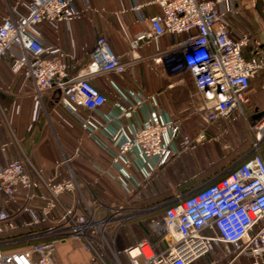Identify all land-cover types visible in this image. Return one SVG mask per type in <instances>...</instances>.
Returning a JSON list of instances; mask_svg holds the SVG:
<instances>
[{
  "label": "built area",
  "instance_id": "2783aa9c",
  "mask_svg": "<svg viewBox=\"0 0 264 264\" xmlns=\"http://www.w3.org/2000/svg\"><path fill=\"white\" fill-rule=\"evenodd\" d=\"M18 0L8 6L0 27V63L11 58L14 73L27 71L41 100L49 92L59 94L60 104L73 113L94 142L121 167L115 182L127 197L145 188L153 176L173 158L194 151L206 142V130L233 113L244 116L251 82L264 73V47L250 32L231 28L230 17L239 16L238 0H154L159 12L149 30L129 43L128 65L140 62L141 44L165 35L185 36L166 52L169 65L181 64L193 77L196 108L202 129L186 135L179 124L162 119L151 98L137 87L132 100L120 108L112 131L100 114L107 97L92 83L101 74L125 75L127 64L99 38L88 63L71 73L73 56L47 45L48 31L80 19L84 9L78 0ZM256 46L251 48V44ZM146 108L144 120L139 111ZM121 119H139L127 133ZM108 122V119H107ZM251 130L255 134L252 154L228 175L219 176L189 196L167 204L162 219L151 226L164 237L166 248L156 253L147 240L122 251L125 263L114 251L118 236L134 218L128 207L107 206L94 194H85L83 180L70 156L61 152L54 172L47 177L15 144L18 159L0 164V264H57L59 244L77 242L96 264H193L224 247L227 264L246 259L264 264V115ZM100 134V135H99ZM13 142L0 146L7 155ZM81 149L74 156L81 155ZM142 175L140 181L126 170ZM24 230L21 233L13 234ZM120 254V253H119ZM243 264V263H242Z\"/></svg>",
  "mask_w": 264,
  "mask_h": 264
},
{
  "label": "crops",
  "instance_id": "0c3cea01",
  "mask_svg": "<svg viewBox=\"0 0 264 264\" xmlns=\"http://www.w3.org/2000/svg\"><path fill=\"white\" fill-rule=\"evenodd\" d=\"M17 1L0 0V27L7 16L8 6H13ZM153 1L78 0L79 6L84 9L83 16L76 21L62 23L58 31L54 33L48 31L47 45L52 51L59 49L73 56L70 63L71 73H75L88 63L99 38H105L114 53L127 64L125 75L101 74L92 80L93 85L107 97V103L102 107L100 114L104 117L103 121L107 124L109 131L114 128L111 125H114L120 114V108L117 105L126 106L127 101L132 100L131 92L139 87L147 97L151 98L153 109L163 120L169 118L175 121L186 135L195 137L202 126L196 115V108L201 101L196 97L193 77L185 69L176 74L174 72L176 65H169L162 59L156 60L164 57L166 52L182 42L185 36L165 35L157 40L151 39L142 43L138 51L142 60L133 67L128 65L130 40L138 33L149 30L150 18L159 12L158 6L154 5ZM26 2L24 0L22 11L25 10ZM247 2L246 0L238 2L239 16L230 17V26L242 32L252 33L257 38L259 47L263 48L264 22L256 14L253 0L250 8H247ZM255 46V43L251 44V48ZM11 66V58H5L0 63V101L8 107L9 112V119L2 120L0 117V146L10 141L14 146L10 148L7 155L0 154V164L6 160L19 158L15 146L18 144L22 151L23 148L27 149L29 158L34 154L37 164L43 166L46 171H43L44 174L49 177L54 172L56 159L63 152L72 158L73 167L83 180L81 186L86 195L89 196L92 193L101 203L110 207H128L126 209L134 215V218L127 222L119 233L117 241L122 251L141 240H147L145 223L148 222L151 225L154 221L161 220L165 207L159 209V206L171 202L145 208L131 205L130 197H127L115 182V176L121 174V167L113 165L112 157L106 150H102L84 132L77 117L60 104L59 94L49 92L40 100L35 93L33 82L27 76V71L14 73ZM247 95L249 101L243 105L244 116L233 113L227 121L222 120L213 124L206 130V142L196 149L200 158L196 170L204 173L207 180L228 175L253 153L254 139L251 127L264 115V73L251 82ZM139 113V119L144 120L146 108ZM139 119L131 121L121 119L124 127L128 126L129 135L132 129L137 127ZM224 123L230 124L228 131L231 140H227L226 143L229 147H233L234 154L233 156H230L228 152L224 154L225 150L221 144L219 145L221 155L209 158L206 146L208 143L211 145L210 141L212 142L213 139L222 138L225 135ZM7 127L12 138L6 130ZM228 131L226 134H229ZM79 148H82L81 155L76 157L74 153ZM261 152L264 154V149ZM186 153L189 151L160 169L145 188L137 192L145 191L161 172L173 169L184 170L189 167L187 164L191 158L190 155L186 157ZM176 159L178 164L180 161L182 164L169 169L168 166H171ZM214 160L216 161L213 162ZM213 169L215 170L211 171ZM126 172L140 181L144 180L142 175L133 169ZM153 193L157 194L155 190ZM151 232L158 234L154 229H151ZM223 250L224 247L219 246L215 253L193 264H227L232 257L223 258ZM242 263L246 264L247 260L240 259L236 264Z\"/></svg>",
  "mask_w": 264,
  "mask_h": 264
},
{
  "label": "rangeland",
  "instance_id": "374dc122",
  "mask_svg": "<svg viewBox=\"0 0 264 264\" xmlns=\"http://www.w3.org/2000/svg\"><path fill=\"white\" fill-rule=\"evenodd\" d=\"M246 1H248L246 3L247 8H250V6L252 7V0H246ZM238 2H241V0H238ZM183 69H185V68L181 64L178 63L174 68V72L177 74V73H180V71H182ZM187 73H189V72L187 71ZM7 109H8V107H6L0 101V117L2 118V120H3V118L9 119V117H8L9 112ZM229 125L230 124H227V123L223 124V128L226 131L224 132L225 135L222 138L218 137L216 139H213L212 142L209 140L210 143H212L211 145H209V143H208V145L206 146L207 147V154H208L209 158H213V157L221 155V154H219V152H220L219 145H221V144H223V148L225 150L224 154H226V152H228V154L230 156H233V154H234L233 147H229L228 143H226L227 140L228 141L231 140L230 132L228 131ZM6 130L9 133V135L11 136V132L8 129V127ZM227 131L229 134H226ZM251 132L253 133L252 137L254 139L253 140V145H254L255 134L253 131H251ZM11 138H12V136H11ZM252 148H253V146H252ZM262 149H264V148H261V150ZM23 151L25 152L26 157H28V159L30 161L33 160L31 162L38 169H40V170L42 169V171H44L43 166L41 164L40 165L37 164L38 161L35 158L34 154L31 155V158H32L31 159V158H29V154L27 153V149L23 148ZM197 153H198V150L189 151V153H186L187 154L186 157H188L190 155L189 157L191 159L187 164V166L189 165V167L186 166L187 168H185L184 170H174L173 169L170 171L166 170L164 173H162V172L159 173L153 179V183L145 190L146 193L144 194L143 197H145V198L149 197L150 194H152L153 190H155V192H157V194L161 193L158 200L167 201L166 199L168 197H170L168 202H172L173 200H175L178 197L189 196V195L193 194L199 188H201L203 185H205L206 183L211 181V180H207V179L205 180L206 177H204L205 176L204 173H201L200 171L197 172V170H196L197 164L200 162V158L198 156L199 153L198 154ZM260 153H262V152H260ZM182 155L179 157H182ZM59 157H60V154H59ZM215 161L216 160H214L213 162H215ZM181 164H182V162L180 161V163L178 164V160L176 159L171 164V166L170 165L168 166V168L171 169V168L175 167V165L178 167ZM214 170L215 169H213L211 171H214ZM218 170H219V168H218ZM44 172H46V171H44ZM155 201H157V200H155ZM145 225L150 231H151V229H153L152 226L149 225L148 222H146ZM138 237L140 238L141 236H138ZM118 248H119V244L117 241L115 249H114V251L117 253H118ZM118 256H119L120 260H122L125 263V258L123 256L120 257L119 253H118ZM91 259H92V255L89 252L83 250L81 248V246L73 240H68L65 244H59L57 247L56 255H55V261L57 264H96ZM105 261L108 264H115V260L113 259V257L111 255L109 258L106 257Z\"/></svg>",
  "mask_w": 264,
  "mask_h": 264
},
{
  "label": "trees",
  "instance_id": "16d2710c",
  "mask_svg": "<svg viewBox=\"0 0 264 264\" xmlns=\"http://www.w3.org/2000/svg\"><path fill=\"white\" fill-rule=\"evenodd\" d=\"M174 159L175 158H173L171 161H173ZM145 193H146V191L145 192L144 191H139V192H136L132 197H130L129 198V202L131 203V205L138 206V207H141V208H145V207H150V206H153V205H156V204H161V203H163L165 201V200H162V201L158 200V198L161 195V193L160 194H154L152 192V194H150V196L146 197V198L143 197ZM169 198L170 197H168L166 199L167 201H165V202H168ZM155 200H157V201H155ZM162 214H164V210H163ZM23 231L24 230H20L19 232H16V233H13V234H18V233H21ZM145 233L147 235L146 239L150 242V244L152 245V247L154 248L156 253H160V252H162L165 249L166 245H165V241H164V237L163 236H160L158 234L156 235V233H152L147 228L145 229ZM137 241H139V240H137ZM120 247L121 246L119 244L118 252L120 253V257H121L123 255H122V248H120Z\"/></svg>",
  "mask_w": 264,
  "mask_h": 264
},
{
  "label": "water",
  "instance_id": "95a60500",
  "mask_svg": "<svg viewBox=\"0 0 264 264\" xmlns=\"http://www.w3.org/2000/svg\"><path fill=\"white\" fill-rule=\"evenodd\" d=\"M254 10L258 17L264 22V0H253ZM165 205L159 206L160 208L165 207Z\"/></svg>",
  "mask_w": 264,
  "mask_h": 264
}]
</instances>
